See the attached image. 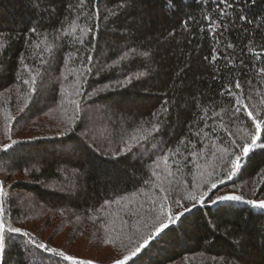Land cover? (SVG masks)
Instances as JSON below:
<instances>
[{
  "label": "trees",
  "instance_id": "1",
  "mask_svg": "<svg viewBox=\"0 0 264 264\" xmlns=\"http://www.w3.org/2000/svg\"><path fill=\"white\" fill-rule=\"evenodd\" d=\"M121 3L124 8H118ZM232 3L221 17L218 9L224 7L223 0H85L84 8L79 7L80 0H0V44L5 46L0 48V101L6 110L0 137L19 132L62 106L61 93L64 88L71 90L75 79L72 71L82 72L87 57L92 58L85 95L77 97L83 110L72 130L7 135L0 141L5 221L22 229L9 235L0 264H75L37 247L55 248L30 233L25 217L47 216L52 224V218L66 214L72 220L94 221L104 231L105 202L148 188L151 183L145 181L152 178L154 161L165 154L180 178L190 175L197 161L218 163L214 175L223 177L224 188L209 196L235 194L244 199L212 203L206 197L204 204L187 203L188 211L153 234L126 264H174L186 256L193 258L185 264H264V209L247 203L264 200V130L231 178L226 175L230 157L220 160L217 151H239L231 141L248 143L246 133L254 131L243 114L239 120L234 117L237 105L226 88L232 86L250 108L264 111L262 62L248 52L249 47L255 51L264 47V0L254 5L249 0ZM205 16L222 25L215 37L207 31ZM95 25L98 28L90 34L81 31ZM213 49L219 56L214 64L204 59L211 58ZM21 57L36 75L35 92L19 78H28ZM128 76L133 78L130 84L116 86ZM236 80L242 89L234 88ZM105 84L112 87L95 96L86 94ZM63 106L71 113L67 102ZM163 107L168 112L159 133L134 154L111 155L121 136L141 123L150 128L153 113ZM94 119L100 124L90 126ZM5 144L11 147L3 150ZM176 149L181 155L175 154ZM193 152L196 155H190ZM4 174L22 178L11 187ZM7 190L25 192L41 210L24 211L25 199Z\"/></svg>",
  "mask_w": 264,
  "mask_h": 264
},
{
  "label": "snow or ice",
  "instance_id": "2",
  "mask_svg": "<svg viewBox=\"0 0 264 264\" xmlns=\"http://www.w3.org/2000/svg\"><path fill=\"white\" fill-rule=\"evenodd\" d=\"M251 4H255L256 0H249ZM223 5L224 7L219 8V15L221 17H224L227 15V9H230L233 7L232 0H223ZM85 5V0H80L79 7L84 8ZM125 4L121 3L118 5V8H124ZM95 18L97 20L100 19L99 15V8H95ZM115 15V13H111ZM205 21H207V31L211 33L214 37L218 34V30L222 27V25L217 21L212 19L211 16H205L203 18ZM243 19V17H241ZM187 22H185L186 24ZM94 28H98V25H95L94 27H86L84 29H81V31L84 34H90ZM202 32L205 31L204 28L200 29ZM32 32H35L36 29L32 28ZM64 35H69L67 31L64 32ZM78 42L81 44L84 43L83 39L77 37ZM218 42V41H217ZM251 43V41L249 42ZM5 46L3 44H0V48H4ZM228 48H232V44L227 45ZM248 52L252 53L253 58H258L262 62V66L260 68V74L264 75V47L261 48L260 51H255L253 48L249 47ZM127 54H125L126 56ZM125 57L122 56L120 59L123 60ZM69 59H72V55L69 54ZM91 57H87L83 71L82 72H77L76 70L72 71V75L75 76L74 81L72 82L70 89L69 88H64L63 92L65 97H67V103L68 105L71 106V113L67 115V119L65 120V128L64 132L72 130L73 126L75 125L76 121L80 117V113L82 112V104L77 97H82L85 95L84 92V86L87 84V75L92 72V68L89 66ZM205 60H209L210 63H215L218 59L219 56L217 54V50L213 49V54L211 55V58L208 56L204 57ZM20 63L27 71L28 73V78L24 79L22 76L19 77L22 81L23 85L28 86V88L31 90V92H35V82H36V75L32 74L31 69L29 66L24 62V58L21 57ZM39 73H37L38 75ZM142 75V74H141ZM138 78V77H137ZM215 79V77H213ZM67 79V77H65ZM132 77L128 76L124 80L117 81L116 86L118 87H124L127 86L132 82ZM112 85L105 84L103 85L102 88H94L90 92H87L86 94L91 97L95 96L109 88H111ZM234 88L237 90L242 89V85L239 80H236L234 82ZM227 94L232 98V102H234L237 107H235L234 110V117L236 119H240V114H243L244 117H246L249 121H251V125L254 129L251 133H246L248 135V139L250 142L244 143V144H236L235 140L231 141L232 145H235L236 148L239 149V151H232L229 153L228 148H220L217 151L221 153L219 159L223 160L224 156H229L228 160V171L226 172V175L231 178L232 175H234L241 167L242 164L240 163L242 156L247 155L252 147L257 143L259 139V134L261 133L262 130H264V111H256L255 108H250L248 103L245 102V100L235 93L233 91L232 86H229L228 88L225 89ZM224 93L222 92L221 95ZM261 106L264 107V95L261 96L260 100ZM64 101L62 99L61 105L63 106ZM23 110V109H21ZM168 112V109L166 107H163L160 112L158 113H153V120L151 121V127L146 128L144 123H141L137 128L133 129L130 133H128L126 136H121L119 143L116 148L111 149V155L115 157H119L121 155H129V154H134L136 150L140 149L143 147L144 142L148 141L153 134L159 133L161 130V126L163 124V119L162 117ZM65 113H67V108H65ZM147 123V122H145ZM63 134V133H61ZM10 139V137H9ZM17 143V141H12V144ZM181 143H184L181 141ZM11 145L5 144L3 145V150H7ZM185 148L187 149V145H185ZM173 150L169 149V152H172ZM103 154V152L101 153ZM175 154L177 156L181 155L179 152V149L175 150ZM190 155H196L195 152L190 153ZM213 157L216 156V152L212 153ZM169 155L165 154L160 157L165 162L166 168V176L164 178L161 177V174L157 172L155 169H152V177H155L159 183H156L154 185L155 188L159 190L160 195H158L155 198L149 197L151 200L150 207L148 208V217L147 221H151V225L147 223V221L144 224V227H149L153 229L152 233H149L147 236H142L141 239L143 243L137 242L136 247L132 248L131 251L129 252L128 255H124L122 258H117L113 261V264H126V262L132 257L135 256L137 252L140 251L141 247L143 244H146L151 238L152 235L155 233H160L163 230L167 229L170 224L173 221H178L180 217L183 215V212H174L171 206V203L169 201L171 200V192L174 191V189L171 187L172 181L168 180V186H165V179L167 177H170L173 175V173L167 168V161L169 160ZM187 161L185 160V164ZM154 164L156 165V168L159 167V163L157 161H154ZM214 175V169L212 171H200L199 173V179L194 176L193 180L194 183L192 185L191 191L186 190V199L192 202H197V203H204V198L208 197V200L211 201L212 203H217V202H227V201H242L244 197L242 195H219L216 196L215 199L212 198V196H209L208 193L212 189L217 188V184H223L224 180H215L213 179ZM145 183H151V177L149 178V181H145ZM202 185H206L207 189L201 191ZM140 194L147 196V192H141ZM6 195L5 192V184L4 181H0V254H2L5 251L8 237L10 234H19L22 233V229L20 227H13L11 224H6L5 221V216L7 215L6 209L4 208V197ZM137 194H133V196L127 197V196H121L119 199L112 200V201H106V204H111V203H116L120 204L121 201H130L131 199H134ZM177 208H182L185 212L188 211V209L182 204L180 199H175L172 201ZM248 204L260 207L264 209V200H248ZM123 223V222H122ZM139 231V230H138ZM24 235H28V233H23ZM129 242H132L131 236L127 237ZM32 243L35 244V241L33 240ZM37 247L44 249L47 252H50L54 255H57L61 257L64 260L67 261H75V264H86V262H82L77 260L75 257L67 255L64 251L60 250L58 251L56 248H49L45 244H39Z\"/></svg>",
  "mask_w": 264,
  "mask_h": 264
},
{
  "label": "rangeland",
  "instance_id": "3",
  "mask_svg": "<svg viewBox=\"0 0 264 264\" xmlns=\"http://www.w3.org/2000/svg\"><path fill=\"white\" fill-rule=\"evenodd\" d=\"M62 99L64 104L67 102V97L63 93ZM3 101H0V129L1 133H3L4 125L1 124V120L5 113ZM70 114L68 109L67 113H65L64 106H57L46 112V115L39 118L37 122H33L31 125H27L26 128L22 129L19 132H11L4 136L0 137V141L7 138L9 136L16 137H24V135H31L36 133V131L42 130H61L65 127V120L67 119V115ZM94 124H100L97 122V119H94L90 126ZM103 126V125H102ZM27 131V132H26ZM220 149V148H217ZM162 160V159H161ZM160 159L157 161L159 163V167L155 170L161 174V177L164 178L166 176L165 172V162ZM218 163L212 161H197L192 166V172L188 176H182L180 178L178 174H176L171 168L169 164H167V168L173 173L172 176L167 177L165 179V186H168V180L172 181L171 187L174 191L171 192V203L172 209L174 212L184 211L182 208H177V206L172 203L175 199H180L182 204L185 206L187 203L191 202L186 199V190L191 191L192 185L194 183L193 177L195 176L197 180L199 179L200 171H212L214 169L217 170ZM223 165V164H222ZM221 166V165H220ZM218 166V167H220ZM227 166L226 170L228 169ZM2 175V174H1ZM22 178L20 174H12L5 175L3 179L6 181L7 185L11 187L17 181V179ZM223 177L220 175H213V179L220 180ZM156 183L159 181L156 180L155 177L151 178V184L146 189H140L135 192L129 193L125 196L132 197L133 194H137L134 199L130 201H121L120 204L111 203L108 204L107 210L104 212V224L107 223L106 227L97 226L93 224V222L87 223L84 221V218H79L76 220H72L66 214H62L61 216H57L56 218H52L51 223L48 222L47 216H38L40 218L34 220L28 217H25L27 221H29L28 226H30V233L35 234L41 238V240L47 242L48 244L54 246L58 250H62L65 253L74 256L79 259L88 260L93 263L98 264H113V261L117 258H122L124 255H128L132 248L136 247L137 242H142L141 237L147 236L149 231L152 230L151 226L144 227L145 222L147 221V217L149 215L148 208L150 207L151 200L149 197L155 198L160 195L159 190L154 187ZM224 188L223 184H217L216 189H212L209 191L208 195L215 193ZM207 186L202 185L201 191L206 190ZM213 191V193H212ZM141 192H147L148 195H142ZM7 193L19 195L20 198L24 201L21 202L23 210L27 209H38L41 210V205H35L34 202L31 203L27 200V195L23 191H12L7 190ZM214 195V194H213ZM206 198V197H205ZM204 198V201L206 199ZM264 199V198H261ZM204 204V203H202ZM48 214V212H46ZM123 222V223H122ZM149 225H151V221H147ZM26 224V223H25ZM85 224H87V229H85ZM103 224V225H104ZM139 230V231H138ZM128 236H131L132 242L130 243L128 240ZM193 256H186L182 260H177L174 264H185L192 260Z\"/></svg>",
  "mask_w": 264,
  "mask_h": 264
}]
</instances>
